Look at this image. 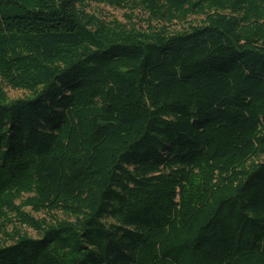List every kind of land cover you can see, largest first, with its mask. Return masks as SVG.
<instances>
[{
    "label": "trees",
    "instance_id": "obj_1",
    "mask_svg": "<svg viewBox=\"0 0 264 264\" xmlns=\"http://www.w3.org/2000/svg\"><path fill=\"white\" fill-rule=\"evenodd\" d=\"M0 264H264V0H0Z\"/></svg>",
    "mask_w": 264,
    "mask_h": 264
},
{
    "label": "rangeland",
    "instance_id": "obj_2",
    "mask_svg": "<svg viewBox=\"0 0 264 264\" xmlns=\"http://www.w3.org/2000/svg\"><path fill=\"white\" fill-rule=\"evenodd\" d=\"M89 10L92 13L96 14L97 16L101 17L102 19L109 20V21L116 19L122 23L128 22V19H127L128 15H133V17H134L133 22H136L139 25V27L147 28L148 16L143 11H141L140 9H137V10H130V9L120 10V9H114V8H111L109 6L102 5V4H92ZM195 19L196 18L191 19L193 21L192 23H195ZM173 27H175L174 29H176V30H182L183 26L176 25ZM7 92H8V95L11 99H18V98H23L26 96L25 92L14 91L11 88H8ZM26 212L32 213L30 210H26ZM35 217L42 218L43 216L41 217V216L35 215ZM15 223L17 224L18 228L22 229L23 232H26L27 234H29L32 237L37 236L33 230L28 229L26 227H21L19 222H17V221ZM10 230H12V227H10Z\"/></svg>",
    "mask_w": 264,
    "mask_h": 264
}]
</instances>
